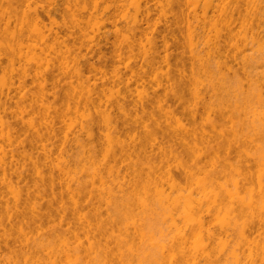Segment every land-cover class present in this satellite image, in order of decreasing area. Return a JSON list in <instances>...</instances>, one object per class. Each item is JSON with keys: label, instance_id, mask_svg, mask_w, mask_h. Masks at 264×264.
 <instances>
[{"label": "bare ground", "instance_id": "6f19581e", "mask_svg": "<svg viewBox=\"0 0 264 264\" xmlns=\"http://www.w3.org/2000/svg\"><path fill=\"white\" fill-rule=\"evenodd\" d=\"M105 1L60 0V3H58L56 0H36L33 3L30 0H0L1 80L4 79L2 76L7 72L8 75L10 72L11 74L16 72L14 70L9 72L8 69H13L14 62H17V59L14 60L16 57L13 59V52L17 48L18 50L23 48L25 50L26 48L27 52H32L35 48L39 52L33 51L34 54H43V58L51 54L56 57L59 55L60 58L57 57V61L65 56L64 59H67L64 62L59 61L63 63V66L70 62L69 59H71V64L72 62L74 63L73 67H71V64L70 67H68L69 64L63 67L55 60V56L54 59L50 57L53 63H59L60 65L49 64L52 65V68L49 67L48 69L46 66L47 69L45 68L44 74L45 76L49 74L50 68H57L58 73L49 75V78H44L43 76V79L40 75L42 82H39V72L38 76L35 74L29 76L26 73L20 76L22 70L24 69L25 71L26 68H18L21 74L14 75L18 84L14 86L12 79H9L8 82L11 81V83L9 82L11 88L8 84L10 89L7 87L6 93L0 94V123L5 117L3 115H6L8 119L6 120V127H9L10 131L12 130V134L15 135V138L12 135L14 140L17 141L18 134L21 131L20 128H15L16 123L19 120L24 123L22 120L24 116H33L26 125L37 137L35 144L36 149L39 151V156L35 161L36 175L41 181H46L50 184L49 192L51 197V200L44 204L40 201L41 199L39 200L40 195L37 189L28 191L25 186L24 189L18 190L24 196H22L23 199L17 202L16 210L13 215H10L8 225L10 228L16 227V224L18 228L20 226V233L23 231L22 227L25 226L30 230V233L33 232L34 234H26L29 232L26 231L25 233V230L23 231L24 233H21L22 235L20 234L18 238L22 240H19V244L23 247V249H19L20 251L16 252L8 249L9 255H6L7 253H3L1 250L3 256L1 257L0 253V264H224L229 258L233 260L234 264H243L245 259L250 256L245 253L246 250L250 253L253 249L259 253L260 264H264V244H259L263 247V252L260 254L262 248L259 246L260 250L258 249V238L249 240L250 232L254 226L262 229L264 236V150H261L264 145L260 143L264 142L261 141L264 140V33H261L263 32L261 31V29L263 30L261 26L262 20H264V0H255L257 4L254 5L250 1L247 3V0H208L209 7L207 5V8L204 7L206 9L203 10V6H200L203 13L201 18L198 17L199 19L197 14L193 12V7V21L191 20L193 16L191 11L187 12L185 10V7L189 5L186 2L189 0H183L184 2L169 0L171 10L175 4L179 9L165 17L166 22L162 30H158L156 27L157 19L154 17L156 0H139L138 4L142 3L141 6L137 4L136 0L134 2H136V6L138 5L136 8L139 19L137 18L131 26L125 28L129 35L127 37H125L126 35L123 36L125 33H123L125 31L124 27L122 26V30L121 25H119L122 20H127V18L122 14L115 13V10L117 11L119 8L122 9L124 7L126 0H107L108 4L111 1V5H107ZM197 1L199 0H194L195 3ZM190 2L193 3L192 1ZM196 4L198 6V2ZM196 4L191 5L196 6ZM247 4L250 7H245ZM58 15L61 17V21L58 20ZM45 17H47L48 21L45 20ZM94 20H98L99 24L94 22ZM91 22L98 26V30L91 32L85 30L86 26L90 25ZM253 22L260 30L255 28V32L251 33L254 31L252 29ZM181 23H183V33L186 36H192L195 30L198 34L201 31L205 33L207 30L213 32L211 30L214 29L215 34L217 25L226 27L227 33L230 35L235 34L234 37L239 34L237 31L241 32V34L242 32H247L248 35L255 34V44L257 46L255 44L256 48H254L255 46H250L253 50L250 48L251 51H249L250 49L248 50L249 52L246 51L248 54L242 50V45L240 46L241 51L237 50V48L234 49L235 51L245 52L244 56L243 53H240V56L244 57H242V61L238 54L237 58L235 56L237 60L240 59L236 62L238 67L240 66L239 69L247 65L253 71H250L249 67L246 68L245 71L249 70L248 72L251 74L243 72V77L235 76L238 73V68L231 65L228 49L233 47L234 44L230 45L231 42L228 40L226 44L220 35H216L215 38L213 37L214 40L211 39L213 41L210 44L208 43L209 51L215 55L211 56L212 58L204 57V60L199 57L202 53L205 54L204 52L206 51L203 50L204 45L203 47L198 45L202 42L200 41L201 38L200 42L196 43L204 51L199 53L197 47L194 49L195 51L193 50V53L196 50L198 51L193 54V64H197L198 68L194 67V65V68H192L197 69L198 72L194 71L197 73L199 80V75L202 74L200 72L203 69L200 67L202 65L207 66L211 73H218L217 70L220 69L221 71V68H223L227 73L226 76L228 74L232 75L223 76L225 79L222 80L220 79L221 76L216 77L215 73L213 75L210 74L209 76L211 77L215 76L210 78L211 80L214 79L213 82L217 81L218 78L222 80V83L229 79H235L234 82L229 80V82L227 81L224 84V86L228 87H233L231 84L237 82L238 86L236 85L237 88H234L235 90L233 89V91L221 85L223 88L222 93L225 95L224 100L218 101L222 96L224 97L219 86L221 83L217 84L216 82L220 90L217 92L218 90L214 88L216 94L212 97L211 94L213 95L214 90L209 85H213V82L206 86L210 79H207L206 87H202V89L205 88L203 92L202 89L196 87V84L200 81H196L197 83L195 84L190 83H194L192 80H196V78H193L196 75L194 71L191 72L192 77L188 76V71L187 75L183 68L176 69L175 65L171 63L173 50L181 46L178 38ZM260 24L261 26H259ZM107 26H111V29H108ZM249 29H252L251 32H248ZM33 32L34 34H32ZM89 32L92 36L88 34ZM121 32L123 37L120 36ZM195 34L193 35L194 37L189 38L195 41L197 36ZM32 36H36L38 42ZM80 37L85 38L81 39ZM252 37H250L251 41ZM112 38L113 40L111 41L110 39ZM230 38H233V36ZM237 38L239 36L235 39L237 40ZM143 39L146 41V45L142 44L144 42ZM198 39L197 36L196 41ZM240 39L243 40L241 37ZM28 40L30 41L29 43L33 41L32 45L26 43ZM36 43L39 44L36 45ZM249 45L248 40V43L244 44L243 49L249 48ZM32 46L33 50L30 48L31 50L29 51V47ZM128 47L129 49L146 47L147 53H145L143 48L140 50L146 55H148V50L150 53L148 56L145 55L146 57L141 64H136L138 61L134 58L132 60L128 59L130 62H125L123 60V49ZM227 47L228 49H226ZM254 49L257 51H254ZM231 56L233 55L231 54ZM157 59L162 61L163 64H161L167 67L165 75L168 82H173V78L177 75L179 81L174 82L178 86H180V83L183 88L184 86H189V83L190 85H195L192 89H195L194 94L196 96L193 93V96L190 94L189 87L187 89L190 93H187L191 97L196 98L193 99L197 103V107L201 103L203 106L201 104L200 106L204 108L206 105L205 109L208 108L210 112L216 113L215 120L217 121V117H219L218 119L221 122H218L223 123V126L226 127L222 128V132L213 130L215 125L212 128L213 133H208L207 128L205 129L207 132L203 131L202 127L197 130L196 126L199 120H197V117L200 116L197 115L199 108L194 106L191 109L194 104L196 105V103H193L190 109L192 113L196 109V113L192 115L193 118H190L193 119V127L195 129L186 127L179 122L180 124L178 123L177 125L179 131L177 139L166 142V144L163 138L167 137L170 139L168 130H163V127L157 124L158 128H162L163 138L159 139L158 133L154 130L157 127L153 126L152 130H154L155 134H151L153 137H149L148 148L139 149L140 144L137 143L134 136H129L132 128L144 124L148 119L150 121L151 119L154 120L155 112H159V114H163L168 118L176 119L174 110L169 105H166L167 100L174 103L183 102L184 100L182 99V93L179 94V92L177 94L175 90H172L174 88L172 87L173 83L171 84L172 88L165 90L163 94H159L158 90H153L152 93H149L150 77L146 74L152 72V69L160 65L158 64L160 63L159 61L158 65L155 64ZM51 60H47L46 65ZM81 62L83 67L80 66ZM131 63H134L138 69H134ZM253 63H257V67L262 64L263 69L258 68L260 71L256 73L258 70ZM7 64L9 65L7 66ZM211 67L213 68L212 70ZM252 67H254L255 71ZM121 69L122 72H120ZM123 69L125 70L124 76L122 75L124 73ZM213 70L214 72H212ZM207 71L206 74L208 73ZM33 72L36 73L35 69ZM46 72L48 73L46 74ZM126 72L127 74L130 73V76L126 75ZM174 72H177V74L174 75ZM11 74L10 76H12ZM203 74H205V71ZM215 78L217 79L215 80ZM66 79L71 81L66 82ZM75 83L77 85L74 86ZM216 84L211 87H217L215 86ZM48 85H50L49 89L45 88ZM120 85L121 87L115 92L109 90L110 87ZM139 86H142L145 92H139L141 95L143 94L142 98L138 96L137 102H135L136 99H132L135 103L130 105L133 91ZM33 87H36L38 91L36 94L34 93L36 91L35 88V91L32 89ZM178 88H182V86ZM208 89L213 90V93L210 90V93L207 92ZM205 92L206 94L208 93V96L210 94V96L208 97ZM217 93H221L220 95L222 96ZM107 94H110V96L108 97ZM204 94L210 99L205 97ZM218 97L219 99H217ZM216 99L220 102L219 104L215 102ZM213 100L214 104H212ZM127 101V104L132 106L131 115L125 113L124 105ZM57 103L61 107H58ZM12 104H15L16 107L19 104L22 105L19 108V115L13 116L15 112L10 108ZM215 104L216 109H210L211 105L215 106ZM80 108L87 111L88 118L84 121L81 119L83 122L80 121L78 123L79 127L74 126L71 122L67 123L65 120L67 114L74 115L76 113L83 118ZM116 111L120 116H114ZM199 112L201 113V111ZM207 112H204V114H207ZM210 112L207 115H211ZM232 113L235 115L234 118H232ZM228 114L229 116L231 115L229 118H232L233 121L227 118ZM11 117L12 121L9 120ZM94 117L100 119L103 122L102 126L108 129L105 147L97 144L93 136V127L96 125ZM36 118L39 119H37L38 122L36 121L37 126L32 120L34 119L35 121ZM238 118L239 121L234 122ZM202 121H200V124ZM213 122L215 123V121ZM218 122L215 124L218 125ZM152 123L153 121L150 122V124ZM214 123L209 122L210 125ZM223 126L221 125V127ZM203 127L205 128L204 125ZM75 128H78V130H75ZM86 132H89L88 138L85 141L81 140L79 138L80 134ZM150 132L149 130V135ZM69 135H74L72 142L77 146V152L66 154L65 147L70 141ZM16 141L6 146H0V164L3 166V172L0 176L1 214L4 208L2 202L5 201L6 196L3 188L8 189L15 182L20 183L27 180L23 170L18 168L19 154H17L18 149H26V145L23 142H17L18 144L15 146L14 143ZM247 142L249 144L245 146L252 145L255 146V149H259V145L256 147L257 143L262 145L260 150H257L258 153L255 150L250 153L252 156L253 154L254 156L256 155L255 157L246 153V156H251L252 161L249 156V161L245 158L242 159L243 162L241 160H231V147L235 144L241 145ZM253 142L256 143L253 145ZM179 148L194 157V160L192 159L193 157L190 158L192 162L188 164L187 162L184 164L183 159L180 165L182 167L177 164L175 166L171 162V159L176 157V150ZM55 150L59 151L56 156L54 155ZM221 150L225 151L222 153L224 154L223 156H219L220 153L218 154ZM26 152L27 150H23V155H26ZM212 156L214 157L213 159ZM215 156L217 157L216 160ZM185 157L187 158V156ZM185 160L187 161V159ZM245 160L246 162H244ZM60 162L61 164H59ZM72 166L73 168H70ZM70 169H74L73 171H76L79 175L71 179L74 182V178H77L74 182L77 186L74 185L76 189L71 187V181L65 185L61 181L63 173H70ZM6 170H10V172L8 173ZM174 170L179 175L181 174L180 176L184 175L183 187L179 185L180 183H178ZM106 178H109L110 181L108 182ZM111 179H114L115 183ZM86 185L96 187L97 190L93 187V192L96 190V195L98 193L103 195V191L106 190L108 192L106 191L104 194L112 192V194H109L111 195V197L109 196L110 198L106 195L107 198L105 199V197L103 198L105 195H100L102 197L101 202H104V199H112L110 202L107 200L108 204L104 206L105 209L102 210L100 208L101 204L98 206L99 204L92 203L96 195L93 199V196L89 197L95 193H92V187L88 188L91 190H88L91 192L89 193L85 189L87 188ZM57 186L60 187L59 190ZM78 188L79 192L80 190L86 192V195H82V191L79 194L83 199L89 194L87 198L92 200L82 201V199L74 198L76 194L72 195L71 193L74 194L75 190L78 191ZM65 193H69L70 197L73 196L71 197L72 200L75 199L73 201L75 211L80 207L78 209L79 213V210L82 209L81 215L79 213L80 219H78L79 222L81 221V224L79 223V233H77L78 229L76 232L73 229L74 227H71L72 224L70 226V223L66 221L68 212L65 213L63 211L65 207L58 202L59 198L62 199ZM100 197L97 199L100 200ZM95 202L98 201L96 200ZM7 207L9 208L8 205ZM83 210L85 211L84 213ZM137 211L140 213H137ZM89 214L94 216L95 225L90 221L93 220L94 222V219H92V216L90 219ZM184 215L189 217L192 222H190L192 224L189 227L190 229L187 228L189 226V223L186 222L188 219L184 220L185 217H182ZM181 217L183 218V224ZM166 219L171 220L172 223L169 224ZM179 219L181 220L178 224L177 220ZM46 220L51 223L49 228L44 225ZM4 221H1L2 224H5ZM165 222H168V227L170 225L172 227V224L175 227L176 235L174 234V237L175 229L169 227L172 232L169 230L168 233L167 230L169 228L167 229L166 226L167 230L165 229ZM186 223L188 224L186 225ZM2 224L1 227L4 230L5 226ZM184 224L186 229L183 226ZM106 225H108V229L106 228L105 233L102 227H106ZM118 225L123 231L117 229ZM239 225H241V232L239 233L241 234L240 238L242 237L243 245L237 244V246L233 243L234 238L232 233H230L232 229L229 228L239 227ZM115 226H117L114 228L117 229V232H112L111 230V233L107 234L110 228L112 229ZM6 233H0L1 248L9 247L7 243L10 237ZM171 233L172 237L170 236ZM253 252H251V255ZM256 253L254 252L255 255Z\"/></svg>", "mask_w": 264, "mask_h": 264}, {"label": "rangeland", "instance_id": "374dc122", "mask_svg": "<svg viewBox=\"0 0 264 264\" xmlns=\"http://www.w3.org/2000/svg\"><path fill=\"white\" fill-rule=\"evenodd\" d=\"M30 1H32L33 3L36 1V0H30ZM44 1V0H43ZM58 3H60V0H56ZM109 1V0H108ZM108 1L106 0L105 1V3L107 4V5H111L110 3H111V1H110V3L108 4ZM134 1H136V0H126V2H125V5H124V7L121 9V8H119V10H115V13L117 12V14L119 13V14H122V15H124L126 18H127V20H125L124 19V21L122 20L120 23H119V25H121V29H122V26L124 27L123 29L125 30V31H123V33L121 32V34H120V36H122V34H123V36L124 35H126L125 37H127V35H128V33L126 32V27L127 26H131L132 25V23L134 22V20H136L137 18L139 19V17H137V8L136 7H138V5L139 6H141L142 5V3L141 4H138V1L139 0H137V6H136V2H134ZM180 1H182V2H184L183 0H180ZM190 1H192L193 3H191ZM229 1V0H228ZM250 1V3H252L253 5L254 4H257V3H255V0L253 1H251V0H247V3ZM263 1V0H262ZM156 7H155V13H154V17L157 19V22H158V24H157V22H156V19H155V22H156V27L158 28V30H162L163 28H164V26H165V22H166V20H165V17H167V16H169L172 12H176V11H178V7H177V5L175 4V6H172L173 7V9L171 10V5H170V3H169V0H156ZM186 2V1H185ZM198 2V6H197V3ZM196 3L194 2V0H189V1H187L186 2V4L188 3L189 5H188V7L186 6L185 7V10L188 12H190L191 11V13H192V11H193V7H194V11L193 12H195L196 14H197V18L199 17V18H201V16H202V13H203V10L204 9H206L207 8V5H208V7H209V1L208 0H199V1H197ZM254 2V3H253ZM249 3V4H250ZM259 3V2H258ZM263 3H264V1H263ZM48 4V3H47ZM184 4V3H183ZM191 4H196V6H194V5H191ZM249 4H247V5H245V7H250L249 6ZM46 5V4H45ZM205 5V6H204ZM48 6V5H47ZM200 6H203V8L202 7H200ZM196 7V8H195ZM204 7H206V8H204ZM198 8V9H197ZM200 8H202V9H200ZM196 9V10H195ZM60 12H61V10H60ZM210 13V12H209ZM192 15H193V13H192ZM58 18V20H60L61 19V17L58 15L57 16ZM46 19V21H48L47 20V17H45ZM198 18V19H199ZM193 19H194V15L192 16V18H191V20L193 21ZM264 19V18H263ZM153 20H154V18H153ZM45 21V22H46ZM61 21V20H60ZM93 21V20H92ZM98 21V20H97ZM96 20H94V22H96V23H98ZM94 22H91L90 23V25H88V26H86V28H85V30L86 31H95L96 29L98 30V26L94 23ZM154 22V21H153ZM263 22V23H262ZM262 26H261V24L259 25V26H261L262 28H263V30L261 29V31H263V32H261L262 34L264 33V20H262ZM99 24V23H98ZM183 23H181L180 24V32L178 33V38L180 39V43H181V46H180V48H178V49H174L173 50V52H172V58H171V63L173 64V65H175V67H176V69H184L185 70V73L187 74V71L189 72L187 75L188 76H191L192 77V75H191V72H193L195 69H193L194 67H196V68H198L197 67V64H193L194 62H193V54H195L196 52H198L199 51V53H201V51L202 52H204L205 50L206 51H208V52H204L205 54H199L200 56V58L202 57V59H204L205 60V58H212L211 56H214L212 53H211V51H209V48H208V46H209V44L214 40V38H215V36L216 35H220L221 36V38H222V40H224L225 41V43L227 44L228 43V41L229 42H231L230 43V45H232V44H234V46L233 47H235V48H233V47H231V48H229L228 49V47L226 48V49H228L229 51H228V53L230 54L229 56L231 57V65H233L234 67H237L238 68V73L235 75V76H237V77H243L244 76V74H243V72H246L245 70H246V68H248L249 66H244V68H240L241 70H243V71H241L240 69H239V67H238V65L236 64V62H238V60H240V59H236L237 58V54H238V56H240L242 53H243V51H247V52H249V51H251V49L253 50V48H251L250 46H255L256 44V37H255V34H253V35H251L250 33V35H248V33L247 32H242V34H241V32H238L237 31V33H239V34H236V37H238L239 36V38H237V40L235 39L236 37H234V35L235 34H229V33H227L228 31L226 30L227 28L226 27H224V26H222V25H217V29L215 30V34H214V29H212L211 31H213V32H210L209 30H207V31H205V33H203L201 30H199V31H201V32H198V34H197V31L195 30V32H193L192 34L194 35L195 33L197 34V36H198V40L196 41V38H197V36H196V34H195V41H194V39H192L191 40V38H192V36H186L185 35V33H183V25H182ZM118 25V27H120ZM158 25V26H157ZM199 26H200V24H199ZM221 26V27H220ZM252 29H254V31H252L251 32V30L252 29H249L248 30V32H251V33H253V32H255V28H256V30L259 28H257V26H255V23L253 22V24H252ZM108 27V29H111V26L109 27V26H107ZM221 28V29H220ZM122 29V30H123ZM197 30H198V28H197ZM238 30V29H237ZM259 30H260V28H259ZM220 31V32H219ZM88 33L89 35L91 34V33ZM210 32V34H208ZM202 33V34H201ZM236 33V32H235ZM32 34H34V32L32 33ZM94 34V33H93ZM97 34V33H96ZM95 34V35H96ZM230 35V37H232L233 36V38H230V37H228L229 35ZM88 35V36H89ZM182 35V36H181ZM223 35V36H222ZM238 35V36H237ZM244 35V36H243ZM246 35H247V37H246ZM31 36V35H30ZM34 36V35H33ZM32 36V37H33ZM90 36H92V35H90ZM119 36V37H120ZM122 36V37H123ZM129 36V35H128ZM201 36V37H200ZM206 36V37H205ZM211 36V37H210ZM253 36V37H252ZM264 36V35H263ZM189 37H191V38H189ZM194 37V36H193ZM214 37V38H213ZM240 37L243 39V40H241L240 39ZM250 37H252L253 39H252V41H251V39H250ZM255 37V38H254ZM33 38H35L36 39V36L35 37H33ZM33 38H31V39H33ZM81 39H83V38H85V37H80ZM200 38H201V40H200ZM205 38V39H204ZM228 38V39H227ZM245 38H246V41H245ZM249 38V39H248ZM31 39H30V41H31ZM206 39H207V42H206ZM211 39H213V40H211ZM229 39H232V40H229ZM34 40V39H33ZM111 41L113 40V38L112 39H110ZM202 41V42H200V41ZM228 40V41H227ZM240 40V41H239ZM248 40H249V48H247V49H243V46H244V44L247 42L248 43ZM29 40H28V42L26 41V43L28 44L29 42H30ZM144 41V42H143ZM143 41H141V42H143L142 44H144V45H146L145 44V40L143 39ZM232 41H233V43H232ZM245 41V42H244ZM264 41V40H263ZM33 42V41H32ZM32 42L31 43H29V44H31L32 45ZM36 42H38L37 41V39H36ZM199 43L198 45H201L202 47H203V45H204V51L201 49V47L199 48L198 47V45L196 44V43ZM207 44H206V43ZM236 42V43H235ZM242 42V43H241ZM244 42V43H243ZM252 42H254V43H252V45H251V43ZM25 43V44H26ZM193 45H192V44ZM209 43V44H208ZM34 44H35V42H34ZM37 44H39V43H36V45ZM238 44V45H237ZM255 44V45H254ZM229 45V44H228ZM229 45V46H230ZM242 45V52H239V51H241V48H240V46ZM257 46V45H256ZM256 46L254 47V48H256ZM264 46V45H263ZM34 47H35V45H34ZM125 47V46H124ZM195 47V48H194ZM196 47H197V50H196V52L195 53H193V50L194 49H196ZM17 48V47H16ZM30 48H32V50H33V46L32 47H29V51L31 50ZM137 48V49H136ZM139 47H135V48H132V49H129V47L128 48H125V49H123V60L125 61V62H130L128 59H137V63L136 64H141V62L143 61V59L146 57V56H148L149 55V53H150V51L148 50V47H147V50H148V55H146L145 53H147V51L145 50L146 49V47H142L143 49H144V51H145V53L143 52V51H141L142 50V48L140 47L139 49H138ZM206 48V49H205ZM208 48V49H207ZM237 48V50L239 49V51H237V53L236 54H234L236 51L234 50V49H236ZM251 48V49H250ZM264 48V47H263ZM24 49V48H23ZM18 50V48L17 49H15V51L13 52V59L14 60H16L17 62H14V64H13V66H12V68L13 69H11V68H7L8 70H9V72H10V70H14V71H16V72H14V74H11V72L9 73V75H8V72L4 75V76H2L4 79H0L1 81H0V94L1 93H6V91L8 90V88L10 87V85L11 84H9V82L11 83V81H9L8 82V80L10 79H12V83H13V85L15 86V85H17L18 84V82H17V80H15V78H16V76L17 75H19V74H21V71H20V69H23V68H26V70H27V72H25L24 71V69L22 70V74L20 75V76H22L23 75V73H26L27 75H29V76H31V74H35L36 76H38V74H39V78H40V75H41V77H42V79H43V76H44V78L46 77V78H49L50 76L49 75H52V74H55V73H58V70H57V68H55V69H51L52 68V65H49V64H53V65H56V66H58V65H60L61 64V66H63L62 64L63 63H61L62 61L64 62V60H66V59H64L65 58V56L62 58V56H61V58L62 59H60L61 60V62H59L60 60H56V59H58V58H60L59 57V55H57V57L54 55V54H51L50 56H47V57H45V58H43V54H41L42 55V57H41V55L40 54H36V53H38L36 50H35V48H34V52L36 51V53L34 54V52L32 51V52H27L28 50L25 48V50ZM141 49V50H140ZM250 49V50H249ZM111 50H112V48H111ZM249 50V51H248ZM256 49H254V51H255ZM195 51V50H194ZM253 51V52H254ZM257 51V50H256ZM109 52V51H108ZM210 52V53H209ZM239 52V53H238ZM245 52L243 53V56L245 55ZM246 52V54H248ZM241 53V54H240ZM251 53V52H250ZM249 53V54H250ZM264 53V52H263ZM109 54V53H108ZM231 54L233 55V56H231ZM146 55V56H145ZM203 55V56H202ZM208 55V56H207ZM56 58H55V57ZM235 56H236V58H235ZM242 56V57H243ZM50 57H53V59L55 58V60L57 61V62H59V63H53L52 61L53 60H51L50 59ZM71 57H73V56H71ZM163 57V56H162ZM205 57V58H204ZM242 57L240 56V58H241V61H242ZM47 58V59H46ZM244 58V57H243ZM264 58V57H263ZM46 59V60H45ZM69 59V58H68ZM73 59V58H72ZM160 59V58H159ZM159 59H157V62L155 63V64H157L158 63V61H159ZM233 59V60H232ZM236 61H235V60ZM261 59H262V57H261ZM47 60H51V62L49 61L48 62V65H46V61ZM70 60V62L69 61H65V62H69V63H64L65 65V67H66V65L68 66V64H69V66L68 67H70V64H71V59H69ZM73 61V60H72ZM55 62V61H54ZM160 63H158V64H160L158 67L155 65V67H157V68H154V69H152L153 71L152 72H148L146 75L147 76H149L150 77V80H149V93L151 92H153V90H158L157 92L159 93V94H163L164 92H165V90H168V89H170V88H172V87H174V88H172V90L174 91L175 90V92L178 94L179 92V94H181L182 93V99H184L183 100V102H176V103H174V102H172V101H170V100H167V103H166V105H169L173 110H174V113H175V118L176 119H174V118H168V117H166V116H164L163 114H159V112H155V116H154V120L156 121H154V120H152L151 119V121H150V119H148L146 122H144V124H141V125H139V126H134L133 128H132V130L129 132V136L130 137H133L134 136V138H135V140L137 141V143H139L140 144V148L139 149H144V148H148V145H149V137L150 136H152L153 137V135H151V134H155L154 133V130L156 131V133H158V137H159V139H162L163 137H162V132H161V130H162V128H158L157 127V124L158 125H161L162 127H163V130L165 129V130H168V133H169V135H170V139L169 138H167V137H164L163 138V141L166 143H168V142H170V141H173V140H176L177 139V134L179 133V131H178V129H177V125H178V123L179 122H181V124H184L186 127L188 126V127H191V129H195L193 126H194V123H193V119H191V118H193L192 117V115L194 114V113H196V109H194V111H193V113H192V111H191V109L192 108H194V106H196V108H199V111H201V113L198 111V113H197V115H200V116H198L197 117V120H198V124H197V126H196V128H197V130H200L199 128H201L202 127V129H203V131H205V132H207L208 131V133H213L214 131L213 130H219V131H216V132H222V128H224L225 126H223V123L221 124V123H219V122H221L218 118L219 117H217V121L215 120V115H216V113H213L212 111L210 112V110H208V108L207 109H205V107H206V105H205V107L203 108L202 106V104L201 103H199L198 102V99H197V102L199 103V107H197V103L196 102H194L195 100L194 99H196V98H194V97H191V95L193 96V94H194V91H195V89L193 90L192 89V87L194 88V86L193 85H190V83H192V84H195V83H197L198 81H200V82H198L197 84H199V85H201V86H197V84H196V87H199L200 89H202V87L204 86V87H206V86H208L209 84H211L212 82H213V80H211L210 78H214L215 76H209L210 74H214L215 72H214V70L212 71V72H214V73H211V72H209V69H208V67L207 66H202L201 64V66L200 67H202L203 69L200 71V67H199V71L202 73L201 75H199L200 76V80L198 79V76H197V73L195 72V71H197V69L194 71L195 72V76H193V78L195 79L196 78V80H192V81H194V83L193 82H190L189 83V86H184V88H183V85H181V83H180V86H178V84H175V82L174 81H176L177 82V80H178V76L176 75L177 74V72H174L175 74L174 75H176V77H174L173 78V82H168L167 81V79H166V75H165V73L167 72V67H165L166 65H162L163 63H162V61H159ZM184 62V63H183ZM82 63V62H81ZM98 63V62H97ZM162 63V64H161ZM58 64V65H57ZM73 62H72V64H71V67H73ZM157 64V65H158ZM257 64V63H256ZM256 64H254L253 63V65L254 66H256L257 67V65ZM9 64H7V66H8ZM76 65V64H75ZM80 65V64H79ZM78 65V66H79ZM193 65H194V67H193ZM196 65V66H195ZM240 65V64H239ZM249 65V64H248ZM250 65H252V63H250ZM263 65H264V63H263ZM46 66L48 67V69H49V67H51L50 68V71H49V74H47L48 72H46V74L48 75V77H47V75L45 76V68H46ZM63 66V67H64ZM81 67H83V63L80 65ZM115 66H116V64H115ZM131 66L132 67H134V69H138V67L137 66H135L134 65V63H131ZM11 67V66H10ZM39 67V69H37ZM193 67V68H192ZM206 67H207V69H206ZM15 68H16V70H15ZM18 68H20L19 70H18ZM204 68H205V70H204ZM215 68V67H214ZM253 69H254V67H252ZM258 68L259 69H263V66H262V64L259 66V67H257V70H258ZM34 69H35V72L36 73H34L33 71H34ZM47 69V68H46ZM83 69V68H82ZM213 68L211 67V70H212ZM18 70V71H17ZM38 70V71H37ZM124 70V69H123ZM208 70V71H207ZM249 70H250V67H249ZM248 70V71H249ZM24 71V72H23ZM47 71V70H46ZM51 71H53V72H51ZM204 71H205V74H203L204 73ZM206 71L208 72L207 74H206ZM215 71H216V69H215ZM247 71V72H248ZM250 71H252V70H250ZM254 71H255V69H254ZM260 70H258V71H256V73L257 72H259ZM20 72V73H19ZM33 72V73H32ZM39 72V73H38ZM120 72H122V69H121V71ZM198 72V71H197ZM217 72L219 73V72H221L219 75H217L218 73H215L216 74V77L217 76H221V78L220 79H222V80H224L225 78V76H226V71L223 69V68H221V71H220V69L219 70H217ZM246 72V73H247ZM253 72V71H252ZM225 73V74H224ZM249 74H251L250 72H248ZM255 73V74H256ZM10 74L13 76V78H14V80H13V78H12V76H10ZM114 74H116V73H114ZM113 74V75H114ZM121 74V73H120ZM123 74H125V70H124V73H122V75ZM200 74V73H199ZM255 74H253V75H255ZM14 75H16V76H14ZM25 75V74H24ZM126 75H128V76H130V73L129 74H127V72H126ZM194 75V74H193ZM206 75H207V77H206ZM252 75V76H253ZM10 76V77H9ZM124 76V75H123ZM224 76V77H223ZM228 76H232V75H230V74H228L226 77H228ZM6 77V78H5ZM9 77V78H8ZM32 77H33V75H32ZM8 78V79H7ZM193 78H191V79H193ZM209 81H208V80ZM217 78H215V80H216ZM219 78H218V80H220ZM215 81V82H213V85L214 84H216V82H217V84L219 83H221L219 86L221 87V93H222V90H223V88H222V86L221 85H223V87H228V86H224V84L225 83H227V81L229 82V80H230V82L232 81V82H234V80L233 79H229V80H227L226 82L225 81H223V83H222V80H220V81ZM15 81V82H14ZM30 81V80H29ZM69 81H71L70 79H66V82H69ZM72 81H73V79H72ZM179 81V80H178ZM197 81V82H196ZM207 81H208V84H207ZM237 81V80H236ZM39 82H42V80H41V78L39 79ZM49 82V81H48ZM47 82V83H48ZM14 83H16V84H14ZM46 83V84H47ZM173 83V84H172ZM179 83V82H178ZM205 83L207 84L206 86H205ZM8 84H9V87H8ZM50 84V83H49ZM173 86H172V85ZM215 85V86H217V87H211V86H213L212 84H211V86L209 85V87L212 89L213 88V90H214V88L215 89H217L218 91L217 92H219V90H220V87H219V89H218V85ZM231 84V83H230ZM30 85V84H29ZM75 85H77V83H75L74 84V86ZM231 85H233V87H228V88H230V90H232L233 91V89L235 88H237V82L235 83V84H231ZM230 85V86H231ZM237 85V86H236ZM50 85H48L47 87H45V88H47V89H49L48 87H49ZM172 86V87H171ZM175 86H178V87H181L182 86V88H178V87H175ZM236 86V87H235ZM8 87V88H7ZM119 87H121V85L120 86H113V87H110L109 88V90L110 91H113V92H115ZM187 87H189L188 89L191 91V93H190V91L187 89ZM208 87V88H209ZM11 88V87H10ZM9 88V89H10ZM34 88H35V90H36V87H33L32 89H33V91H35L34 90ZM176 88H177V90H179V91H177L176 90ZM199 88H196L197 90H200ZM225 88V89H226ZM181 89V90H180ZM193 91H192V90ZM205 89V88H204ZM204 89H202V91L204 92ZM207 89V88H206ZM224 89V90H225ZM234 89V90H235ZM38 90H39V87H38ZM184 90V91H183ZM209 90L210 89H208L207 90V92H209ZM212 90V91H213ZM32 91V92H33ZM181 91H183V92H186V93H184L183 94V92H181ZM201 91V90H200ZM211 91V90H210ZM211 91V92H212ZM216 90H214V93H213V95L211 94V96L212 97H214V94H216V92H215ZM227 91H229V90H227ZM38 91L36 90L34 93L36 94ZM144 93L145 92V89L142 87V86H139L136 90H134L133 91V97H135V98H131L130 99V105H132V104H134L135 102H137L138 101V96H140V98H142V96H143V94L141 95L140 93ZM190 93V94H188V93ZM224 92V91H223ZM193 93V94H192ZM210 93V92H209ZM221 93H217V94H221ZM140 94V95H139ZM205 94H206V92H205ZM204 94V96L205 97H207L208 96V93L205 95ZM223 94V93H222ZM186 95H188V96H186ZM224 95V94H223ZM107 96L109 97L110 96V94H107ZM194 96H196L195 94H194ZM209 96H210V94H209ZM208 96V97H209ZM220 96H222V95H220ZM184 97V98H183ZM207 97V98H208ZM216 97H217V95H216ZM215 97V98H216ZM223 97V96H222ZM221 97V99H219V97L217 98V99H219L218 101H222V99L224 100V98H225V95H224V97L222 98ZM144 98V97H143ZM194 98V99H193ZM132 99H136L135 100V102H134V100H132ZM208 99H210V98H208ZM213 99V98H212ZM217 99H216V101L215 102H218L217 101ZM129 101V100H128ZM128 101L126 102V104L124 105L125 106V113L126 114H130L131 115V112H130V110L132 109L131 107L132 106H130L129 104H127L128 103ZM133 103H132V102ZM193 101V102H192ZM212 102V101H211ZM214 102V100H213V103L212 104H214L215 103ZM193 103H196V105L194 104L193 105ZM220 102H218V104H219ZM200 104L202 105V106H200ZM218 104H217V106H218ZM191 105H193V107H191ZM57 106L58 107H61L60 106V104L59 103H57ZM212 107L210 108V109H216V104H215V106H213V105H211ZM220 106V105H219ZM22 107V105L21 104H19V106H15V104L13 105L12 104V106L10 107L11 109H13L14 110V114H13V116L14 115H19V108H21ZM39 107L41 108V106L39 105ZM66 107V106H65ZM190 107H191V109H190ZM201 107V108H200ZM215 107V108H214ZM39 108V109H40ZM83 108V107H82ZM82 108H80V111H81V113H83V118L82 117H80L79 116V114H72V115H70V114H67L66 115V118H65V120H66V122L67 123H72L74 126H77V127H79V124L78 123H80V121H84L85 119H87L88 118V115H87V111H85V110H83ZM201 109V110H200ZM42 110V109H41ZM207 111H209L210 112V114L212 115H207V114H209V112H207ZM190 112V113H189ZM204 112H207V114L205 113L204 114ZM213 114H214V116H213ZM226 114V113H225ZM224 114V115H225ZM230 114V113H229ZM229 114H228V117L227 118H229V117H231V115L229 116ZM233 114V117L232 118H234L235 117V115H234V113H232ZM2 115V114H1ZM43 115H44V113H43ZM223 115V116H224ZM3 116H5V117H3V120H2V122L0 123V146L1 145H4V146H6V145H9V143H12V142H14V141H16V140H14V138H15V135L14 134H12V130L10 131V129H9V127H6V120H8L7 119V117H6V115H3ZM114 116H120V114L116 111V112H114ZM226 116V115H225ZM225 116H224V118H225ZM237 116V115H236ZM31 117H33L32 115H29V116H24V118L22 119L23 120V122L24 123H22L20 120L16 123L17 125H15V128H20L21 129V131H20V133L18 134V139H17V141L14 143L15 144V146L18 144L17 142H23L25 145H26V149H22V148H19L18 149V153L17 154H19V165H18V168H19V170H23V172H24V174H26V176H27V180L25 181V182H20V183H14L13 185H11V186H9L8 187V189L7 188H3L4 189V191H5V201L4 202H2L3 203V211H4V213H3V211H2V214H1V209H0V222L2 221H4L5 222V224H2V222L0 223V233L1 232H7L6 234H7V236H9L10 237V239H9V241H8V243H7V245L9 246L8 248H5V247H0V253H1V257L3 256V253L4 252H6L7 254L6 255H9L8 253L9 252H7V251H9V250H15L16 252L19 250V249H23V247L19 244V240L21 241L22 239H19L18 237L20 236V234L24 231L25 233H26V231L27 232H29L30 230L28 229V228H26L25 226L24 227H22L23 228V231H21V233H20V230H19V228H20V226H19V228L17 227V224H16V227H14V228H10L9 227V225H8V220H9V218H10V215H13L14 214V212H15V207H16V204H17V202L18 201H20V199H23V197L22 196H24V194L22 195L20 192H18V190H21V189H24V187L26 186V188H27V190L28 191H33V190H35V189H37L38 190V192H39V195H40V198H39V200L41 201V202H43L44 204L47 202V201H49V200H51V197H50V192H49V183L48 182H46V181H41L39 178H38V175H36V168H35V164H36V159H37V157L39 156V151L36 149V142H37V137H36V135L34 134V132H32L28 127H27V125H26V123L27 122H29V120L31 119ZM42 117V116H41ZM44 117H45V115H44ZM191 117V118H190ZM200 117V118H199ZM209 117V118H208ZM213 117H214V119H213ZM238 117V116H237ZM156 118V119H155ZM203 118V119H202ZM206 118V119H205ZM230 119L229 118V120H232L233 121V119ZM37 119L38 118H36L35 119V121H34V119H32L33 120V122H34V124H36V121H37ZM82 119V120H81ZM180 119V120H179ZM9 120H13L12 119V117L9 119ZM39 120V119H38ZM203 120V121H202ZM207 120V121H206ZM215 121V123L217 124V122H218V125H216L213 121ZM82 121V122H83ZM153 121V123L152 124H150V122H152ZM158 121V122H157ZM200 121H202V125L200 124ZM212 121V122H211ZM236 121H239V118L236 120L235 119V121L234 122H236ZM38 122V121H37ZM206 122H207V124H206ZM209 122L210 123H214V124H212V125H210L209 124ZM94 123H96V125L93 127V136H94V138H95V140L97 141V144H99L100 146H102V145H104V147L106 146V142H107V136H106V134L108 133V129L107 128H105V127H103L102 126V121L100 120V119H98V118H96V117H94ZM159 123H161V124H159ZM204 123V124H203ZM33 124V123H32ZM33 124V125H34ZM98 124V125H97ZM180 124V123H179ZM223 126V127H221V125ZM60 125H63V124H60ZM146 125H147V127H146ZM203 125L205 126V128L203 127ZM214 125H215V127H214ZM219 125H220V127H219ZM35 126H37V124L35 125ZM153 126H155V127H157V128H155L154 130H152L154 127ZM210 128H209V127ZM153 127V128H152ZM215 129H214V128ZM207 128V129H206ZM212 128H213V130H212ZM226 128V127H225ZM157 129V130H156ZM201 129V130H202ZM207 131H206V130ZM75 130H78V128H75ZM149 130L151 131L150 132V135H149ZM210 130H212L211 132H210ZM224 130V129H223ZM153 131V132H152ZM88 133L89 132H86V133H81L80 134V136H79V138L81 139V140H84L85 141V139H87L88 138ZM236 133H238V132H236ZM12 135H14V138H12ZM149 135V136H148ZM73 136L74 135H69V139H70V141H69V143L66 145V154H70L71 152L73 153V152H77V146L75 145V144H73V142H72V140H73ZM17 137V136H16ZM151 137V138H152ZM14 140V141H13ZM261 141H264V140H261ZM166 143V144H167ZM250 143H252V142H250ZM256 143V142H255ZM254 142H253V145L255 144ZM260 143H262L263 145H264V142H260ZM260 143H257V145H256V147L259 145V149H255V146H252V145H248V146H245L246 144H249L248 142L247 143H245V144H241V145H233L232 147H231V160H241L242 162H243V160L242 159H248V161H249V157H250V160H251V152H253V150H255V151H257V150H260V148L262 147V145L260 144ZM146 144V145H145ZM3 147V146H2ZM33 147H35V149H33ZM3 148H5V147H3ZM264 150V147L263 148H261V150ZM23 150L25 151V150H27V152H26V155H23ZM147 150H149V149H147ZM262 150V151H263ZM254 151V152H255ZM59 151L58 150H55L54 151V155L56 156V155H58L59 153H58ZM225 152V151H224ZM223 152V150H221L220 152H218V154H219V156L221 155V156H223L224 154H222V153H224ZM176 153H177V155H176V157L175 158H173V159H171V162L173 163V165H175L176 166V164L177 165H181V161L183 160V162H185L184 164H186V162H187V164L188 163H190V162H192V159L194 160V157L191 155V154H189L188 155V153H186L185 151H183V149H181V148H179V149H177L176 150ZM250 154L251 156H246L247 154ZM256 153V152H255ZM257 153H258V151H257ZM256 153V154H257ZM184 154V155H183ZM191 155V156H190ZM64 156V155H63ZM185 156H187V158L185 157ZM253 156H254V154H253ZM252 156V157H253ZM256 156V155H255ZM254 156V157H255ZM188 157H189V160H188ZM191 157H193L192 159H190ZM216 157V156H215ZM214 157L212 156V159H213ZM185 159H187V161L185 160ZM217 159V157L215 158V160ZM191 160V161H190ZM246 160L244 161V162H246ZM237 161H235V162H237ZM252 161V160H251ZM178 162H179V164H178ZM59 164H61V162L59 163ZM62 166V165H61ZM180 167H182V166H180ZM70 168H73V166L72 167H70ZM71 170V171H70ZM69 171H70V173L68 172H64L63 173V175H62V177H61V181H62V183L65 185L67 182H69L70 183V181H71V179H72V177H75L76 175L77 176H79L78 175V173L76 172V171H73L74 169H70ZM76 170V169H75ZM179 171H180V173H182V171L180 170V169H178ZM253 170H255V171H257L256 169H253ZM252 170V171H253ZM8 173L10 172V170H6ZM78 171V170H77ZM254 171V172H255ZM2 172H3V166L0 164V176L2 175ZM6 172V173H7ZM89 172V171H88ZM56 173V172H55ZM77 173V174H76ZM79 173H80V171H79ZM174 174L175 175H177V179H178V183H180L179 185L181 186L182 184H184V181H185V177H184V175H182L183 176V178H182V176H180L177 172H176V170H174ZM56 175V174H55ZM57 175H58V173H57ZM76 176V177H77ZM58 177V176H57ZM113 177V176H112ZM112 177H109V178H112ZM109 178H106L107 180H108V182L110 181V179ZM114 178V177H113ZM77 178H74V182H75V180H76ZM14 180V179H13ZM112 180H114V179H111V181ZM15 181V180H14ZM74 182H72L71 181V187L72 188H75L74 187V185L76 186V183L74 184ZM114 183H115V180L113 181ZM112 182V183H113ZM73 183V184H72ZM111 183V182H110ZM89 184V183H88ZM91 185V184H90ZM90 185H86L87 186V188H85V189H87V191L91 188V190H92V193H95L96 192V187H94V186H90ZM85 186V187H86ZM112 186V185H111ZM77 187V186H76ZM93 187L96 189H94L95 190V192H93ZM115 187V186H114ZM182 187H183V185H182ZM181 187V188H182ZM59 186H57V189L59 190ZM71 188V190H73L74 191V189H72ZM89 188V189H88ZM112 188V187H111ZM76 189V188H75ZM115 189V188H114ZM114 189H111V190H114ZM91 190H89V191H91ZM98 190H100V189H98ZM82 191V192H81ZM88 191V192H89ZM107 191V190H106ZM106 191H103V195H105V196H103V195H101V193H98L97 195H96V193L93 195H90L89 196V194L87 195V196H89V197H91V196H93L92 197V199L93 198H95L94 196L96 195V198L95 199H93V201H92V203H94V204H99L98 206H100V204H101V206L103 205V207L104 206H106L108 203V201L110 202L111 200H109V199H107V200H105L107 197L108 198H110L111 197V195H109V194H112V192H109L108 194L106 193V194H104ZM115 191V190H114ZM72 192V191H71ZM70 192V193H71ZM77 192V193H76ZM79 192V188H78V191L77 190H75V193L73 194V193H71L72 195H75L76 194V196H74V198H77V199H82V201L83 200H87L88 198H87V196L83 199L82 198V196L81 195H79L80 194V192H81V194L83 195V194H85L86 195V192H84V190H80V192ZM87 192V193H88ZM99 192V191H98ZM101 192H102V190H101ZM108 192V191H107ZM116 192V191H115ZM115 192H113V193H115ZM89 193H91V192H89ZM100 195L101 196H103V198L105 197V199L103 200L104 202L106 201V203H104V202H101L102 201V197H100ZM106 195H107V197H106ZM65 196V197H64ZM64 196L62 197V199H60L59 198V200H58V202H60V205H63V207H65V208H63V211L66 213V212H68V214H66V221L67 222H69L70 223V226H71V224H72V228L76 231L77 229H78V232L77 233H79V231H80V227H79V223L81 222H79V220L78 219H80V215H81V213H82V209L81 210H79L80 212V215H79V213H78V209H80V207L78 208V209H76L77 211H75V209L73 208V201L75 200V199H73L72 200V198L71 197H73V196H69V193L68 194H64ZM110 196V197H109ZM79 197V198H78ZM81 197V198H80ZM100 197V200H98L97 198H99ZM90 199V198H89ZM88 199V200H89ZM92 199H90V200H92ZM97 200L98 202H95V201ZM78 201V200H77ZM80 202V201H79ZM63 203V204H62ZM81 203H83V202H81ZM7 205L9 206V208L7 207ZM100 206V208L103 210V209H105V207L103 208V207H101ZM5 210H7V212H5ZM85 211L83 210V213H84ZM86 212H87V210H86ZM137 213H140V212H138L137 211ZM142 213V212H141ZM72 214V215H71ZM78 215H79V217H78ZM92 215H90L89 214V218L91 217ZM94 216H92V219H94L93 218ZM182 217H185L184 218V220L186 219H188V221H186V222H188L189 223V226L187 227V228H189L190 226H192V224H190V220H189V217H186L185 215L184 216H182ZM181 217V218H182ZM91 219V218H90ZM124 219H125V217L123 218V221H124ZM167 220V219H166ZM180 220L181 219H179V220H177L178 221V224L180 223ZM92 223H93V225H95L96 223V220L94 219V222H93V220H90ZM122 221V222H123ZM127 221V220H126ZM125 221V222H126ZM167 221H169V224L170 223H172L171 222V220H167ZM121 222V221H120ZM95 223V224H94ZM166 223V222H165ZM188 223H186V225L188 224ZM192 223V222H191ZM1 224L2 225H4L5 226V229L3 230V227H1ZM19 224V223H18ZM81 224V223H80ZM167 224V225H166ZM165 224V229H166V226H167V229L169 228V227H171V225L168 227V222ZM182 224H183V218H182ZM181 224V225H182ZM19 225H21V224H19ZM44 225H45V227L46 228H49V226L51 225V223L49 222V220H46L45 222H44ZM104 225V224H103ZM22 226V225H21ZM120 226H122V225H120ZM123 226H124V228H125V225L123 224ZM183 226H185V224L183 225ZM218 226V225H217ZM216 226V228H218ZM240 226L241 225H239V227H232V228H229V229H232V230H230V233H232V235H233V243H234V245L236 244H242L243 245V240H242V237L240 238V236H241V234L239 233V232H241V228H240ZM117 226H115V227H112V229L110 228V232L108 231V233L107 234H110L111 233V230H112V232H117V229H120V227H119V225H118V227H117V229H114V228H116ZM172 227H173V224H172ZM171 227V228H172ZM96 227H94V229H95ZM104 228V231L106 230V228L108 229V225H106V227L104 226V227H102V229ZM171 228H169L168 230H167V232L170 230V232H172L171 231ZM174 229H175V227H173ZM185 229H186V226H185ZM190 229V228H189ZM188 229V230H189ZM96 230H97V228H96ZM116 230V231H115ZM120 230H122L123 231V229H120ZM102 231V230H101ZM23 232V233H24ZM32 232V231H31ZM175 233H173V237H174V234L176 235V229H175V231H174ZM101 233V232H100ZM103 233V232H102ZM105 233H106V231H105ZM169 233V232H168ZM26 234H29V235H33L34 233L32 232V233H26ZM22 235V234H21ZM23 235H25V234H23ZM170 236L172 237V233L170 234ZM169 236V237H170ZM258 236H260V237H258ZM21 238V237H20ZM23 238V237H22ZM254 238H258V247L259 246H261L262 244H264V236H263V230L262 229H258V227L257 226H254L253 227V229H252V231L250 232V236H249V240H253ZM18 239V240H17ZM259 244H261V245H259ZM242 245H240V246H242ZM21 246V247H20ZM238 246V245H237ZM257 247V246H256ZM264 247V246H263ZM263 247L261 246V248H262V250H260V247L258 248L261 252H260V254H262V252H263ZM252 249H253V247H251ZM9 249V250H8ZM250 249V248H249ZM257 249V250H258ZM3 251V253H2V251ZM251 250V249H250ZM20 251V250H19ZM257 252L256 253V255L254 254V252ZM253 251H251V252H253L252 253V255H251V252L250 253H248V250H246V252L245 253H247L248 255H250V256H248L247 257V259H245V261H244V263L243 264H260V262H259V253H258V251H256L255 249H253ZM224 264H234V262H233V260L231 259V258H229V259H227V261H225L224 262Z\"/></svg>", "mask_w": 264, "mask_h": 264}]
</instances>
